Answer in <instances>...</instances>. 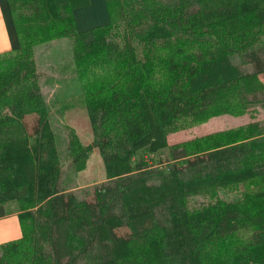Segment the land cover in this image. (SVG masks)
<instances>
[{
  "label": "trees",
  "instance_id": "1",
  "mask_svg": "<svg viewBox=\"0 0 264 264\" xmlns=\"http://www.w3.org/2000/svg\"><path fill=\"white\" fill-rule=\"evenodd\" d=\"M4 1L19 48L0 54V206L14 205L21 238L0 245V264H264V123L168 145L264 109V0H104L109 21L85 31L73 12L89 0ZM64 38L77 90L63 96L92 134L69 138L70 172L95 151L105 174L79 194L34 54ZM237 186L238 199L219 196ZM197 196L208 201L190 207Z\"/></svg>",
  "mask_w": 264,
  "mask_h": 264
},
{
  "label": "rangeland",
  "instance_id": "2",
  "mask_svg": "<svg viewBox=\"0 0 264 264\" xmlns=\"http://www.w3.org/2000/svg\"><path fill=\"white\" fill-rule=\"evenodd\" d=\"M6 4L8 5L7 2ZM73 18L78 31H85L106 24L109 21L104 0H89L87 7L73 12ZM11 21L13 23L12 16ZM13 32L16 33L15 27ZM1 34H3L2 39H4L5 34L2 29L0 36ZM34 54L40 75L42 93L51 107L50 124L57 137L64 182L69 190L71 189L75 193H83L85 190L91 191L96 185L105 182L103 164L99 154L95 151L91 153L85 162L84 169L77 174H73L70 172V161L67 153V143L70 137L75 136L83 146L90 144L92 140L87 114L81 101L76 98L66 101V98L74 96L77 90V87L73 88L72 86L65 89L68 85H77L72 61V41L64 38L39 44L35 47ZM246 72H251V69L247 68ZM259 78L264 84V75ZM63 95L67 97L65 98ZM24 122L27 129L31 130L35 123V117H26ZM250 123H264V109L261 105H252L241 116H215L186 130L171 134L168 136V145L172 146L220 132L238 130ZM161 157L165 160V152L161 153ZM243 187L237 186L235 189L220 191L219 196L229 200L238 199L243 193ZM206 201L208 200L205 197L197 196L190 200L189 206L197 207L201 203H206ZM4 209L9 213L14 210V205H6ZM15 224V218L5 222L8 228L10 226L14 228Z\"/></svg>",
  "mask_w": 264,
  "mask_h": 264
},
{
  "label": "crops",
  "instance_id": "3",
  "mask_svg": "<svg viewBox=\"0 0 264 264\" xmlns=\"http://www.w3.org/2000/svg\"><path fill=\"white\" fill-rule=\"evenodd\" d=\"M1 29L4 31L5 35L4 39H2L3 34L0 36V54L16 50L18 48V39L16 33L13 32L14 26L11 21L10 11L4 0H0V31ZM5 206H0V245L21 238V229L16 216V210L14 208V210L8 213L4 209ZM12 218H15L16 220L15 227L12 228V226H10L8 228V226L5 225V222H8L9 219Z\"/></svg>",
  "mask_w": 264,
  "mask_h": 264
}]
</instances>
